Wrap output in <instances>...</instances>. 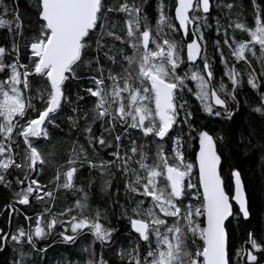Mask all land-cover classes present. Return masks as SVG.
Here are the masks:
<instances>
[{
    "label": "snow or ice",
    "instance_id": "snow-or-ice-1",
    "mask_svg": "<svg viewBox=\"0 0 264 264\" xmlns=\"http://www.w3.org/2000/svg\"><path fill=\"white\" fill-rule=\"evenodd\" d=\"M0 264H264V0H0Z\"/></svg>",
    "mask_w": 264,
    "mask_h": 264
},
{
    "label": "trees",
    "instance_id": "trees-1",
    "mask_svg": "<svg viewBox=\"0 0 264 264\" xmlns=\"http://www.w3.org/2000/svg\"><path fill=\"white\" fill-rule=\"evenodd\" d=\"M244 4L245 5H248L249 4V0H243ZM249 20H251V18L249 17ZM209 52L211 54L212 52V49L210 48L209 49ZM221 69H220V66L217 65V71L219 72ZM244 92L250 96V98L255 101L257 99L255 93H252L250 89L247 88V86L245 87L244 89ZM241 100H243V97H241ZM242 110L247 113L249 111V109L247 107H244L243 104H242ZM205 121H201L199 119H197V123H203ZM198 149V144L193 141L192 143V147L189 148L188 150V155H189V158H193L194 157V153L195 151ZM243 168L245 170V173H246V176H249V177H254L256 175L259 174V171H260V161H259V158L257 156H250V157H247L244 159L243 161ZM63 249V246H60V250ZM97 249H98V246H97ZM105 256L106 258H110L111 257V254L109 252H105Z\"/></svg>",
    "mask_w": 264,
    "mask_h": 264
}]
</instances>
